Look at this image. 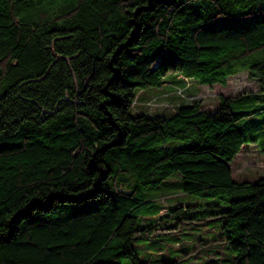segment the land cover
Wrapping results in <instances>:
<instances>
[{
	"label": "trees",
	"instance_id": "obj_1",
	"mask_svg": "<svg viewBox=\"0 0 264 264\" xmlns=\"http://www.w3.org/2000/svg\"><path fill=\"white\" fill-rule=\"evenodd\" d=\"M241 72L264 86V0H0V264H148L133 241L172 210L141 187L175 173L203 202L189 223L217 222L232 264H264V177L231 168L264 142V93L140 101Z\"/></svg>",
	"mask_w": 264,
	"mask_h": 264
},
{
	"label": "rangeland",
	"instance_id": "obj_2",
	"mask_svg": "<svg viewBox=\"0 0 264 264\" xmlns=\"http://www.w3.org/2000/svg\"><path fill=\"white\" fill-rule=\"evenodd\" d=\"M171 76H173V74H169L167 79ZM180 78L181 76L177 77V79ZM176 85L177 84L174 83H166L163 88L146 89L145 91L147 93L155 91L152 97H156L154 101L156 104L151 105L148 110L150 112L161 113L164 111L163 108H168V105L175 107L181 100L179 98L181 95L178 91L182 88L178 87H185L183 89V95L188 98H190V96H196V99L203 102L206 109H213L217 105L220 95L236 96L248 92L264 93V86L258 81L251 79L247 72H241L230 77L225 86L220 84H215L213 86L200 85L191 79H185L184 84L181 86ZM256 102L264 105V94L261 95ZM141 106L142 105H138V107ZM254 119L258 121L261 120V124L264 119V113L257 114ZM263 146V136L261 135L258 143L247 144L243 147L241 152L231 162L235 180L255 181L264 177ZM180 181L181 177L178 173H175L170 176L168 180L159 185H146L141 187V197L143 199L155 200L160 204L167 205L171 207L172 213H169V217L163 216L157 221L152 219V224H155V229L157 228L152 236H139L134 239L133 244L137 249L139 257L145 262L148 261V264H232L231 257L235 256V253L223 245L221 239L215 240L218 241L217 243L220 246L219 254L216 249L211 251L208 250L207 252L206 249L208 245L201 244L197 239V237L210 239L217 237L218 234H216V230H213V226H215L217 222H210L207 225L201 226L189 223L191 221L188 219L189 217H197L202 214L199 206L203 204V202L199 196L194 194H186L185 196L179 197L181 193H176L179 190L177 182ZM169 193L174 194L170 195ZM163 195H168L167 199L162 200L161 196ZM185 203L189 206V208L184 211L187 213V221L182 219L174 229H172L171 226L166 227L167 222H176L173 218L179 210H174L176 207L183 206ZM165 210L166 209H164L163 212H165ZM147 225V223L144 224L143 221H140L141 227ZM213 252H215L213 257L206 258L209 253ZM208 259H210L211 262L205 263L210 261Z\"/></svg>",
	"mask_w": 264,
	"mask_h": 264
},
{
	"label": "crops",
	"instance_id": "obj_3",
	"mask_svg": "<svg viewBox=\"0 0 264 264\" xmlns=\"http://www.w3.org/2000/svg\"><path fill=\"white\" fill-rule=\"evenodd\" d=\"M163 88V87H162ZM159 89V88H158ZM158 89H156V90H158ZM154 92L155 91H153V92H151V93H147L145 90H143L141 93H140V101L143 103L145 100H147V99H149L150 97H152V95L154 94ZM142 107V106H141ZM142 109H144L145 111H147L144 107H142ZM183 196V195H182ZM181 196V197H182ZM163 212V211H162ZM182 215H180V218L181 217H183L184 216V213H181ZM172 224H173V222H168V224H167V226H172ZM194 224H198V223H194L193 222V225ZM192 225V224H191ZM192 225V226H193ZM199 226H201L200 224H198ZM202 225H205V224H202ZM213 230H216V234H218V230L217 229H213ZM200 238V239H199ZM197 237V239L200 241V243L201 244H203V245H208V248L206 249V251L208 252V250H213V249H216L217 250V253L219 254V252H220V246H219V244L217 243L218 241H215V240H220V236H219V234H218V236L217 237H215V238H212V239H210V238H205V237ZM215 243H217V244H215ZM211 244V245H210ZM215 255V252H213V253H209V255L206 257V258H210V257H213ZM205 258V259H206ZM204 259V260H205ZM217 259V258H216ZM204 260H203V262H204ZM208 260H210V259H208ZM211 261V260H210Z\"/></svg>",
	"mask_w": 264,
	"mask_h": 264
},
{
	"label": "built area",
	"instance_id": "obj_4",
	"mask_svg": "<svg viewBox=\"0 0 264 264\" xmlns=\"http://www.w3.org/2000/svg\"><path fill=\"white\" fill-rule=\"evenodd\" d=\"M178 93L181 95V97L182 98H184V99H195L196 98V96H190V98H188V97H185L184 95H183V89H180L179 91H178ZM155 99H156V97L154 96V97H152L150 100H148L147 102H145V104L150 108V106L151 105H155L156 103L154 102L155 101ZM154 102V103H153ZM168 108H171V109H173L171 106H167Z\"/></svg>",
	"mask_w": 264,
	"mask_h": 264
},
{
	"label": "snow or ice",
	"instance_id": "obj_5",
	"mask_svg": "<svg viewBox=\"0 0 264 264\" xmlns=\"http://www.w3.org/2000/svg\"><path fill=\"white\" fill-rule=\"evenodd\" d=\"M50 2H52V0H43L44 4H49ZM57 2H58V0H57Z\"/></svg>",
	"mask_w": 264,
	"mask_h": 264
}]
</instances>
